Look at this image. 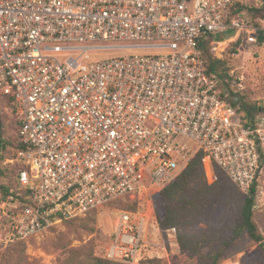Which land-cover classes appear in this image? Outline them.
Returning a JSON list of instances; mask_svg holds the SVG:
<instances>
[{
    "label": "built area",
    "instance_id": "obj_1",
    "mask_svg": "<svg viewBox=\"0 0 264 264\" xmlns=\"http://www.w3.org/2000/svg\"><path fill=\"white\" fill-rule=\"evenodd\" d=\"M248 2L0 0V97L21 123V148L2 162L18 171L0 202L1 242L160 191L199 153L209 183L216 163L247 196L257 193L264 117L243 119L202 48L209 39L213 52L239 38L258 43L263 28L246 12L232 15ZM230 28L234 38L218 39ZM118 49L144 52L90 58ZM243 80L236 76L235 93ZM149 218L120 210L103 255L145 264Z\"/></svg>",
    "mask_w": 264,
    "mask_h": 264
},
{
    "label": "trees",
    "instance_id": "obj_2",
    "mask_svg": "<svg viewBox=\"0 0 264 264\" xmlns=\"http://www.w3.org/2000/svg\"><path fill=\"white\" fill-rule=\"evenodd\" d=\"M262 2L260 7L250 9L251 16L256 19L255 22L253 20V24L257 27L261 26L257 19L261 20L264 17V0ZM246 10V6L235 5L232 7V15H237L239 12ZM242 43V38L230 42L232 53ZM258 43L260 45L264 44V30L258 31ZM212 46V39L202 44L209 73L216 74L224 87L232 89L233 95L237 98L232 104L239 110L247 123H252L257 119L261 107L256 103L245 100L240 91L234 92L233 86L238 88L236 76L232 75V69H230L229 62L226 59L215 56ZM10 99V97L3 95L0 97L3 121L2 151L0 154V202L10 188L17 186L15 176L18 171L17 166L3 165L2 162L7 157L15 156L21 148L18 142L21 123L12 113ZM5 111L6 114L8 111V115L5 114ZM7 122L13 126V135L8 134L6 131ZM214 172L216 179L213 183H209L203 162V154L199 153L177 178L160 192L164 207L163 213L159 215L162 230L165 232L169 228H175L181 250L197 255L200 258L199 264H220L228 255V248L233 242L246 234L254 243L259 245L264 253V212L258 213L255 209L256 187L252 189L250 195L246 196L223 168L216 163H214ZM213 210L224 214L231 210L235 212L234 224L230 228L232 231L230 238L225 235L224 229L200 233L190 231L199 223L208 222L209 213ZM87 218H90V216L86 218L75 217L74 219L84 220ZM11 245L13 246V252L1 255L0 264L22 263L26 245L23 241H17ZM206 247H208V251L204 252L203 249ZM68 251L70 255L63 260L65 264H129L111 260L104 255L103 257L97 256L93 249L84 253L75 249H69ZM144 262L145 264H161V260L158 258L145 259Z\"/></svg>",
    "mask_w": 264,
    "mask_h": 264
},
{
    "label": "rangeland",
    "instance_id": "obj_3",
    "mask_svg": "<svg viewBox=\"0 0 264 264\" xmlns=\"http://www.w3.org/2000/svg\"><path fill=\"white\" fill-rule=\"evenodd\" d=\"M262 3V0H249L246 6L247 10L244 12L248 14L252 23L256 19L251 16L250 9L260 7ZM257 21L264 30V17L261 20L257 19ZM214 44H219V42L214 40ZM231 48L230 43L228 46L223 44L214 54L216 57L226 59L229 62L230 69L234 70L235 76L244 77V89L238 90V92L240 91L248 102L259 105L261 109L258 116L264 117V44H249L247 41H243L234 53H232ZM136 52L144 51L140 49H118L112 52L93 53L90 58L101 60ZM81 61L89 62L90 60L82 59ZM233 87L237 89L236 86ZM235 99L233 97V100ZM6 115H8V111ZM6 131L8 134L13 135L14 133L13 126L8 122ZM162 190L141 194L136 198H121L102 211L78 217L90 216L84 220L71 218L55 224L38 235L23 241L26 250L21 264H65L63 260L70 255L69 249H75L82 253L93 249L95 255L103 257L104 248L112 238L116 216L122 209L150 211V218L144 229V239L150 243L148 249L143 252L146 259L158 258L161 260V264H199L200 258L197 255L181 250L175 228H169L165 232L162 230L159 222V215L164 211L163 199L160 195ZM244 195L246 194L244 193ZM256 204L258 205L255 207L256 211L258 213L264 212V185L257 188ZM208 217V222L199 223L190 231L200 233L224 229L228 238L232 236L230 228L234 224V211L231 210L224 214L213 210ZM10 245L3 244L0 238V256L13 252V246ZM203 251L207 252L208 247L204 248ZM220 264H264V253L259 245L254 243L246 234L233 242L228 248V255Z\"/></svg>",
    "mask_w": 264,
    "mask_h": 264
},
{
    "label": "water",
    "instance_id": "obj_4",
    "mask_svg": "<svg viewBox=\"0 0 264 264\" xmlns=\"http://www.w3.org/2000/svg\"><path fill=\"white\" fill-rule=\"evenodd\" d=\"M235 34H236V29L235 28H230L228 30H225V31L219 33L217 37L220 40H228V39L234 38ZM2 124H3V121H2V110H1V103H0V154H1V151H2V140H1Z\"/></svg>",
    "mask_w": 264,
    "mask_h": 264
},
{
    "label": "flooded vegetation",
    "instance_id": "obj_5",
    "mask_svg": "<svg viewBox=\"0 0 264 264\" xmlns=\"http://www.w3.org/2000/svg\"><path fill=\"white\" fill-rule=\"evenodd\" d=\"M2 135V134H1Z\"/></svg>",
    "mask_w": 264,
    "mask_h": 264
}]
</instances>
